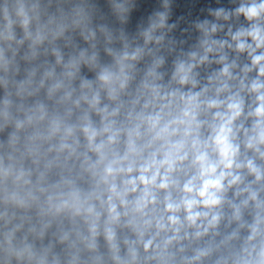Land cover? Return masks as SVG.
Instances as JSON below:
<instances>
[{
  "label": "clouds",
  "instance_id": "1",
  "mask_svg": "<svg viewBox=\"0 0 264 264\" xmlns=\"http://www.w3.org/2000/svg\"><path fill=\"white\" fill-rule=\"evenodd\" d=\"M0 264H264V0H0Z\"/></svg>",
  "mask_w": 264,
  "mask_h": 264
}]
</instances>
